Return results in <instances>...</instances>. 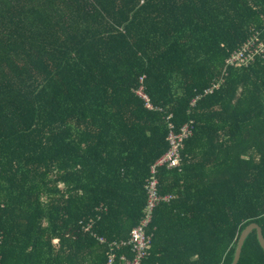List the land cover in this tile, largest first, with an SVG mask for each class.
I'll return each mask as SVG.
<instances>
[{"label":"trees","instance_id":"16d2710c","mask_svg":"<svg viewBox=\"0 0 264 264\" xmlns=\"http://www.w3.org/2000/svg\"><path fill=\"white\" fill-rule=\"evenodd\" d=\"M249 41L264 0H0V264H107L169 123L192 132L157 169L174 198L142 264H232L249 224L264 235V49L227 65ZM238 264H264L256 230Z\"/></svg>","mask_w":264,"mask_h":264},{"label":"built area","instance_id":"2783aa9c","mask_svg":"<svg viewBox=\"0 0 264 264\" xmlns=\"http://www.w3.org/2000/svg\"><path fill=\"white\" fill-rule=\"evenodd\" d=\"M264 45L254 48L252 42H247L239 50L234 52L228 59L227 65L231 68H239V66L248 65V63L254 59L255 55L263 51ZM226 77V76H225ZM142 79L140 78V82ZM223 79L216 82L212 88L207 90V93H212L215 89H218L222 83ZM137 95L144 101L146 108L151 109L152 105L149 98L144 92L143 85L138 86L136 90ZM197 99L192 102L196 104ZM171 115L167 116L169 119ZM192 130L190 124H184L179 131H175L173 125L169 123V130L167 133L168 147L164 153H162L155 161L150 165L149 173L150 178L146 183L144 189L146 192V205L144 210V216L139 221L138 225L133 227L130 231V237L126 240L111 242L103 236H99L100 242L109 244L111 251L109 253L107 264H142L143 259L148 254V246L151 241V236L147 233L146 229L151 222L152 212L155 207L160 203H169L174 195L166 194L160 195L158 192V179L156 178L157 169L160 167H166L167 169H174L181 166L182 160V148L184 147V140L191 134ZM90 225H88L85 230L89 231ZM129 245L132 257L129 258L126 254L122 253L119 255L116 251L123 246Z\"/></svg>","mask_w":264,"mask_h":264},{"label":"water","instance_id":"95a60500","mask_svg":"<svg viewBox=\"0 0 264 264\" xmlns=\"http://www.w3.org/2000/svg\"><path fill=\"white\" fill-rule=\"evenodd\" d=\"M256 230L257 231V235H258V239L260 242L261 247L264 250V235H263V230L261 228V226L257 223H251L249 224L241 233L240 238H239V242L237 245V249H236V253H235V257H234V261L232 264H238L240 256H241V252H242V248L244 246V243L247 239V237L250 235V233Z\"/></svg>","mask_w":264,"mask_h":264},{"label":"bare ground","instance_id":"6f19581e","mask_svg":"<svg viewBox=\"0 0 264 264\" xmlns=\"http://www.w3.org/2000/svg\"><path fill=\"white\" fill-rule=\"evenodd\" d=\"M178 8V7H177ZM185 9V8H184Z\"/></svg>","mask_w":264,"mask_h":264}]
</instances>
